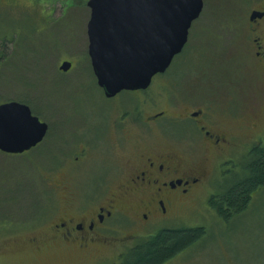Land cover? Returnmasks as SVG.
Returning a JSON list of instances; mask_svg holds the SVG:
<instances>
[{"label": "rangeland", "instance_id": "rangeland-1", "mask_svg": "<svg viewBox=\"0 0 264 264\" xmlns=\"http://www.w3.org/2000/svg\"><path fill=\"white\" fill-rule=\"evenodd\" d=\"M86 2L0 0V103H24L49 126L47 136L31 150L0 152V264H121L120 258L128 249L156 234L160 227L154 222L142 231L124 222L119 233L109 234L123 237L119 243H95L80 253L72 245L69 249L67 244L45 240L46 227L65 213L69 204L77 200V205L85 204L83 207L90 210L104 202L118 183L117 166L140 146L134 143L133 133L160 145L164 137L159 128L166 124L162 130L167 131V139L187 145V137L180 135L190 132V121H143L144 126L152 124L147 129L121 118L124 111L142 116L135 110L145 108L146 117L160 111L172 115L200 104L210 107L226 129L238 135L243 132L235 125L237 118L225 116L224 99L211 96L214 89L221 92L223 87H216L214 78L253 76L249 67L229 52L235 45L230 36L245 24L244 12L232 6L233 1L204 0L184 50L173 58L166 72L153 77L146 92L150 98L122 91L114 99L102 95L92 74ZM65 60L76 63L73 72L58 69ZM231 87L227 85L226 90ZM139 98L145 102L144 108L138 104ZM261 111L264 114V107ZM262 131L264 145V128ZM78 140L87 148L81 150L82 145L75 144ZM68 141L73 145H67ZM235 152L240 155L244 151L239 148ZM75 153L79 154L77 163L72 160ZM217 183L221 185V181ZM206 189L199 191L194 206L174 222L184 225L202 220V212L208 214L203 202ZM242 217L229 228L210 225L212 232L202 243L187 248L185 255L169 264H227L228 252L237 264H264V187Z\"/></svg>", "mask_w": 264, "mask_h": 264}, {"label": "flooded vegetation", "instance_id": "flooded-vegetation-1", "mask_svg": "<svg viewBox=\"0 0 264 264\" xmlns=\"http://www.w3.org/2000/svg\"><path fill=\"white\" fill-rule=\"evenodd\" d=\"M231 1H233L232 6L236 5L244 12L245 24L243 29L237 28L232 36L229 35L235 41L232 47L234 50L229 52L237 56L242 65L249 67L248 72L250 71L253 76L239 78L224 76L217 78L219 82L214 78L213 84L216 87L217 85L223 87L221 92L219 88L218 92L214 89L211 96L224 99V104L221 105L224 107L225 116L229 120L237 118L235 125L241 127L243 132L238 135L226 129L219 124L215 115L209 110L210 107L200 104L172 115H168L166 111H160L146 117L147 112L143 114L145 102L139 98L138 104L144 109L137 111L135 107L134 110L135 113L141 112L142 116L138 113L129 115L127 110L120 115L121 118L127 117L128 120H134L147 129L151 128L152 122L159 119L170 123L190 121L192 126L190 132L180 135L187 137V145H176L168 140L167 131L162 130L168 126L166 124L159 128L164 137V142L160 145L148 143L143 134L133 133L134 143H140V146L128 156L123 157V161L117 166L119 179L112 192L105 195L103 203L95 205L90 210L83 207L85 204L77 205V200L69 204L67 211L58 215L56 221L46 227L45 240L48 243L61 242L67 244L69 249L72 245L79 253L87 251L95 243H119L124 239L123 237H110L109 234L119 233L124 222L132 229L141 231L146 230L150 222H154V225L160 227L157 232L173 228L194 232L196 238L190 245L174 252L161 263L169 264L185 255L187 248L202 243L208 233L212 232L210 225L217 223L221 227L229 228L236 220H240L239 217L243 216L258 192L264 187V176L263 182L249 192V198L243 208L234 209L228 204H218L216 200L231 191L233 182L244 175L247 176L253 151L264 150L263 134H261L264 128V114L261 111L264 107V0ZM202 2L204 6V0ZM188 40L189 32L187 41L179 54L184 50ZM74 64L76 63H71V67L65 73L73 72ZM92 74L94 76L93 71ZM94 80L96 82V78ZM230 84L232 87L226 90L227 85ZM150 87L151 83L146 89L131 92L140 93L141 97H149L150 95L146 92ZM98 88L104 95L102 88L99 86ZM119 93L106 98L114 99ZM248 94L250 101L246 99ZM143 121L152 124L144 126ZM110 123L107 131L111 127ZM252 132L256 134L249 135ZM104 136L105 134L102 135L103 138ZM75 144L82 145L81 150L85 146L80 140ZM67 145L73 144L68 141ZM239 148L240 151H244L240 155L235 152ZM78 156V153L73 154V162H78ZM217 181H221V185ZM203 188H207L204 194L206 200L203 202L208 214L202 212V220L184 225L182 221H180L182 223L174 222L179 221L177 219L181 217L185 209L194 206L193 204L199 199V191ZM207 191L208 194H206ZM176 224H178L177 227L174 226ZM228 255L229 257L226 255L227 264H237L232 254L228 252Z\"/></svg>", "mask_w": 264, "mask_h": 264}, {"label": "water", "instance_id": "water-1", "mask_svg": "<svg viewBox=\"0 0 264 264\" xmlns=\"http://www.w3.org/2000/svg\"><path fill=\"white\" fill-rule=\"evenodd\" d=\"M87 54L105 97L146 89L187 41L202 0H87ZM71 62L58 69L66 72ZM48 125L28 105L0 103V151L20 154L39 144Z\"/></svg>", "mask_w": 264, "mask_h": 264}, {"label": "trees", "instance_id": "trees-1", "mask_svg": "<svg viewBox=\"0 0 264 264\" xmlns=\"http://www.w3.org/2000/svg\"><path fill=\"white\" fill-rule=\"evenodd\" d=\"M248 164L247 176L232 183V189L220 198L218 204H228L234 209H241L247 203L249 192L264 176V150L253 151ZM230 188V187H229ZM196 238L194 232L183 229H163L150 238H143L125 252L121 264H161L174 252L190 245Z\"/></svg>", "mask_w": 264, "mask_h": 264}]
</instances>
